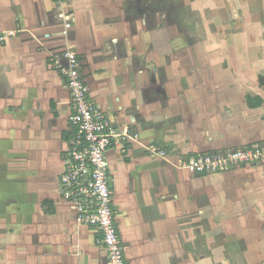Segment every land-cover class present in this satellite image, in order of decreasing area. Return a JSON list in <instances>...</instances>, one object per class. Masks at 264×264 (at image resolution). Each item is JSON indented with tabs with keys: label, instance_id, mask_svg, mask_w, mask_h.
I'll list each match as a JSON object with an SVG mask.
<instances>
[{
	"label": "crops",
	"instance_id": "crops-1",
	"mask_svg": "<svg viewBox=\"0 0 264 264\" xmlns=\"http://www.w3.org/2000/svg\"><path fill=\"white\" fill-rule=\"evenodd\" d=\"M148 2L68 0L66 28L55 0H0V27L16 30L0 43V264H107L95 228L62 197L72 108L51 59L65 49L77 52L93 101L128 131L107 152L128 264H194L198 227L238 238L245 262L264 264V163L217 174L180 165L264 144V0H254L243 59L212 76L167 60Z\"/></svg>",
	"mask_w": 264,
	"mask_h": 264
},
{
	"label": "built area",
	"instance_id": "built-area-1",
	"mask_svg": "<svg viewBox=\"0 0 264 264\" xmlns=\"http://www.w3.org/2000/svg\"><path fill=\"white\" fill-rule=\"evenodd\" d=\"M55 1L65 27H70L74 17L66 8L68 0ZM15 33L16 30L0 27V43ZM51 61L66 80L72 108L69 116L72 137L60 174L62 197L75 209L80 223L95 228L98 243L106 252L107 264H128L116 221L107 159L109 148L122 141L128 131L117 130L107 113L93 101L76 51L62 50L53 54ZM148 149L163 154L155 145ZM259 163H264V144L196 154L181 167L194 174H217Z\"/></svg>",
	"mask_w": 264,
	"mask_h": 264
},
{
	"label": "rangeland",
	"instance_id": "rangeland-1",
	"mask_svg": "<svg viewBox=\"0 0 264 264\" xmlns=\"http://www.w3.org/2000/svg\"><path fill=\"white\" fill-rule=\"evenodd\" d=\"M148 1L147 22L152 29L159 25L164 28L155 44L164 43L167 60H180L185 74L192 68L199 75L218 74L229 69L231 63L238 65L244 44H253L254 0ZM196 230L194 264H253L241 256L238 238L207 237L202 233L205 228ZM5 231L0 228L4 246ZM5 258L0 254L1 263Z\"/></svg>",
	"mask_w": 264,
	"mask_h": 264
},
{
	"label": "trees",
	"instance_id": "trees-1",
	"mask_svg": "<svg viewBox=\"0 0 264 264\" xmlns=\"http://www.w3.org/2000/svg\"><path fill=\"white\" fill-rule=\"evenodd\" d=\"M250 105L255 106V103H250Z\"/></svg>",
	"mask_w": 264,
	"mask_h": 264
}]
</instances>
